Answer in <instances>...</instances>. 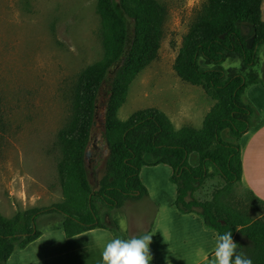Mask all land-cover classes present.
Returning <instances> with one entry per match:
<instances>
[{"label": "trees", "instance_id": "1", "mask_svg": "<svg viewBox=\"0 0 264 264\" xmlns=\"http://www.w3.org/2000/svg\"><path fill=\"white\" fill-rule=\"evenodd\" d=\"M262 2L207 0L183 39L174 71L183 82L201 87L216 105L200 130L176 131L156 109L137 111L125 122L118 118L129 85L157 59L161 7L156 0H97L104 58L81 74L74 93L73 120L58 137L64 203L17 214L12 221L0 216V264L8 263L15 246L23 251L40 239L43 234L36 229L37 220L53 214L63 217L58 230L67 238L102 229L126 239L119 227L102 225L93 200L107 211L121 209L127 202L148 200L140 172L143 167L157 165L172 169L170 182L177 191L174 205L180 213L197 214L217 235L231 231L237 250L253 264H264V219L244 223L237 207L216 208L193 196L214 177L228 190L241 187L240 140L260 121L245 94L251 86L264 87L257 71L264 51ZM227 62L238 66L226 69ZM224 132L233 143L223 140ZM104 153V172L98 180L91 166ZM147 156L153 160L147 161Z\"/></svg>", "mask_w": 264, "mask_h": 264}, {"label": "rangeland", "instance_id": "2", "mask_svg": "<svg viewBox=\"0 0 264 264\" xmlns=\"http://www.w3.org/2000/svg\"><path fill=\"white\" fill-rule=\"evenodd\" d=\"M156 2L163 12L158 56L129 85L120 120L132 116L128 118V109L134 114L153 106L147 89L176 79L174 63L183 39L207 4V0ZM261 11L264 21V0ZM103 58L97 0H0V216L4 220L64 203L58 137L73 120L81 74ZM233 66L238 64L224 65L226 69ZM257 71L264 83V51ZM222 137L233 143L227 134ZM105 156L91 166L98 180L103 176ZM194 198L216 208L237 207L244 223L264 219V206L248 191L228 190L219 179L199 187ZM93 206L103 226H117L127 238L150 231L155 219V207L147 199L127 202L113 211L96 199ZM62 221L57 214L44 216L37 220L36 229L42 234L55 232Z\"/></svg>", "mask_w": 264, "mask_h": 264}, {"label": "crops", "instance_id": "3", "mask_svg": "<svg viewBox=\"0 0 264 264\" xmlns=\"http://www.w3.org/2000/svg\"><path fill=\"white\" fill-rule=\"evenodd\" d=\"M175 78L169 84L152 88L148 92V101L153 103L149 109L165 114L176 131L184 128L200 130L216 102L201 87L190 84L189 87L177 76ZM128 97L129 94L125 104ZM245 98L257 110L260 121L240 140L241 188L264 203V87L251 86ZM128 110L129 118L133 113ZM224 134L228 135L224 132L222 136ZM147 161L152 159L147 157ZM172 174V169L166 165L146 166L140 172V180L148 191V203L155 207V219L150 233L152 243L149 246L151 264H212L217 233L207 228L197 214H182L177 210L174 205L176 186L170 182ZM211 179L223 182L219 177ZM113 238L110 232L102 229L72 238L65 237L63 231L57 230L43 234L25 250L13 254L7 264H103V247Z\"/></svg>", "mask_w": 264, "mask_h": 264}, {"label": "clouds", "instance_id": "4", "mask_svg": "<svg viewBox=\"0 0 264 264\" xmlns=\"http://www.w3.org/2000/svg\"><path fill=\"white\" fill-rule=\"evenodd\" d=\"M152 235L144 232L128 238L114 237L101 253L103 264H151L150 244ZM232 232L218 234L212 264H253L250 257L238 251Z\"/></svg>", "mask_w": 264, "mask_h": 264}, {"label": "bare ground", "instance_id": "5", "mask_svg": "<svg viewBox=\"0 0 264 264\" xmlns=\"http://www.w3.org/2000/svg\"><path fill=\"white\" fill-rule=\"evenodd\" d=\"M147 91L149 92L150 90L149 89H147ZM149 94V93H148ZM147 98H148V96H147Z\"/></svg>", "mask_w": 264, "mask_h": 264}]
</instances>
